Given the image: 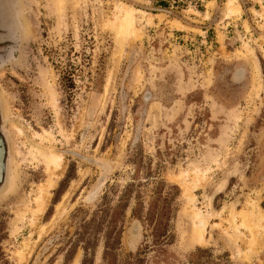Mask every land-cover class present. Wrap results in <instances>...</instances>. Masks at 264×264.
Wrapping results in <instances>:
<instances>
[{"label":"rangeland","instance_id":"rangeland-1","mask_svg":"<svg viewBox=\"0 0 264 264\" xmlns=\"http://www.w3.org/2000/svg\"><path fill=\"white\" fill-rule=\"evenodd\" d=\"M229 1H7L0 264H264L245 259L264 223L240 226L264 211V0ZM117 2L136 10L123 40Z\"/></svg>","mask_w":264,"mask_h":264},{"label":"bare ground","instance_id":"bare-ground-1","mask_svg":"<svg viewBox=\"0 0 264 264\" xmlns=\"http://www.w3.org/2000/svg\"><path fill=\"white\" fill-rule=\"evenodd\" d=\"M116 25L119 26V36L120 38L123 40L124 37L130 35V34H135L134 32V25H135V17H134V13L136 12V10L132 9V8H129L125 5H123L122 3L120 2H117L116 3ZM240 12V8L239 6H237L236 4V1L235 0H230L228 3H227V15L228 17L234 15V14H237ZM139 13V12H138ZM140 14V13H139ZM145 13L142 12V15H144ZM226 15V16H227ZM179 25V24H177ZM117 29V28H116ZM137 35V34H136ZM128 39V38H127ZM261 85V84H260ZM258 91V90H256ZM44 157L47 159V162L49 163V165L53 168V170L55 171H58V173H55L54 175H60L62 174L65 166H66V162H65V159L62 155H60L59 153L57 152H49V153H45L44 154ZM200 178H197V182H200L199 180ZM52 187V185H51ZM219 190V189H218ZM220 191V190H219ZM45 193L47 194L48 193V190H44L43 191V195H45ZM47 198V196H46ZM45 196H42L40 198V204H39V211H43L44 208H45V200H46ZM211 201V200H210ZM63 205V204H62ZM209 206L211 207V203L209 204ZM232 207V206H231ZM62 206H58V211L59 213L62 214V212L64 210H62ZM234 208H232L231 212H230V223L231 225L234 227H232L234 229V231H237V224H236V213L234 212L235 210H233ZM40 213V212H39ZM33 214V213H32ZM42 214V213H41ZM212 215H215L213 213H211ZM221 214L222 212H218L216 213V217H221ZM205 215V214H204ZM210 217V216H209ZM242 217V223L240 226H243L244 228H248V229H251V227H254V226H257L261 223H264V211H261L259 212L258 214H256L255 211H253L252 213L250 214H242L240 216V218ZM190 222H191V229L189 231V237H188V243L189 245H195V244H199V245H203V244H206L207 241L205 240V237H204V230H205V226H206V223L207 221H205L203 219V216L200 212L196 211V210H192V212L190 213ZM238 219V218H237ZM209 220V218L207 219ZM248 225V226H247ZM251 226V227H250ZM136 227V230H138V232L133 236L131 234V230L133 228ZM242 228V227H241ZM258 228V227H257ZM139 227L137 224H135L131 230H130V239L135 242V240L137 239L138 235H139ZM252 230V229H251ZM254 231H255V227H254ZM206 232V231H205ZM235 234V233H234ZM240 235L241 234V231L239 233ZM255 234V233H254ZM261 234V233H260ZM235 236V235H234ZM238 236V235H237ZM254 236V235H253ZM229 237V236H228ZM241 239V238H240ZM243 239V238H242ZM230 240L231 237H230ZM257 240H258V236H257ZM251 245V246H250ZM250 249L249 250V254L246 255L245 259L250 261L252 260V258L254 256H256L259 251L264 247V235L261 239V241H256V238H253L251 241H250ZM248 253V251H247ZM245 254V253H244ZM20 255H24V252L23 253H20ZM245 256V255H244ZM242 257V256H241Z\"/></svg>","mask_w":264,"mask_h":264},{"label":"flooded vegetation","instance_id":"flooded-vegetation-1","mask_svg":"<svg viewBox=\"0 0 264 264\" xmlns=\"http://www.w3.org/2000/svg\"><path fill=\"white\" fill-rule=\"evenodd\" d=\"M0 24H1V20H0ZM6 35H7V31H2L0 29V39L5 40ZM21 46L22 43L19 34H17L16 40L12 39L3 42L0 40V65L5 62L11 64L14 61H16L17 58L19 57ZM5 129H6V124L2 117L1 101H0V191L5 187H7L10 181L9 177L11 171L10 158H9V144H8V139L6 137Z\"/></svg>","mask_w":264,"mask_h":264},{"label":"water","instance_id":"water-1","mask_svg":"<svg viewBox=\"0 0 264 264\" xmlns=\"http://www.w3.org/2000/svg\"><path fill=\"white\" fill-rule=\"evenodd\" d=\"M7 1L8 0H0V13H1V15H2V13H6L8 10L7 5H6ZM1 22H2L1 25L3 26L4 20H3L2 16H1Z\"/></svg>","mask_w":264,"mask_h":264}]
</instances>
